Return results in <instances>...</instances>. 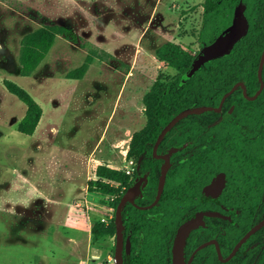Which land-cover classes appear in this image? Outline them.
Wrapping results in <instances>:
<instances>
[{
  "label": "rangeland",
  "instance_id": "rangeland-1",
  "mask_svg": "<svg viewBox=\"0 0 264 264\" xmlns=\"http://www.w3.org/2000/svg\"><path fill=\"white\" fill-rule=\"evenodd\" d=\"M203 1L0 0V264H114V236L91 234L92 220L111 221L112 200L88 183L102 165L134 167L128 151L151 118L154 83L177 73L156 50L200 48ZM48 23L69 36L22 76L21 39ZM89 55L85 74L68 77ZM5 79L42 107L31 135L17 129L26 106Z\"/></svg>",
  "mask_w": 264,
  "mask_h": 264
},
{
  "label": "flooded vegetation",
  "instance_id": "flooded-vegetation-1",
  "mask_svg": "<svg viewBox=\"0 0 264 264\" xmlns=\"http://www.w3.org/2000/svg\"><path fill=\"white\" fill-rule=\"evenodd\" d=\"M235 14L214 39L230 27ZM202 48L200 43L197 52ZM257 77L255 89L256 82L237 80L217 103L209 95L210 103L194 106L210 105L219 110L189 114L194 117L185 123L190 122L191 127L183 123L186 126L174 128L184 117L168 131L156 152L162 155L172 147L180 148L170 155L163 191L154 205L148 206L157 196L161 167L167 163L153 154L156 139L151 146L155 161L139 155L130 170L129 185L115 183L119 191L112 207L113 263L117 206L127 188L146 174L141 191L122 208L123 264H264V66L262 88L254 96L261 87L258 68ZM180 81L182 85L185 80ZM238 82L244 86L237 85L220 106L223 95ZM156 165L158 178L152 183V167ZM88 259L80 261L89 264Z\"/></svg>",
  "mask_w": 264,
  "mask_h": 264
},
{
  "label": "trees",
  "instance_id": "trees-1",
  "mask_svg": "<svg viewBox=\"0 0 264 264\" xmlns=\"http://www.w3.org/2000/svg\"><path fill=\"white\" fill-rule=\"evenodd\" d=\"M240 1L245 4V14L249 19V27L245 36L235 43L229 53L206 62L182 85L179 84L180 77L190 68L198 52L183 43L171 41L163 43L157 48V58L177 69V73L174 76L159 77L155 81L153 87L156 93L150 106L151 118L147 127L135 135L128 151L130 157L137 159L139 155L144 154L145 160L155 161L152 157L151 146L161 128L180 110L196 104L210 103L207 102L210 98L209 95H213L217 103L222 93L237 80L256 82L254 89L257 87L258 62L264 46V4L261 3L263 0H204L202 27L198 39L201 47L212 41L217 33L230 24ZM69 33L70 28L67 26L48 23L24 34L18 55L19 73L22 76H29L35 72L52 49L57 38L61 35L69 36ZM91 61L92 57L87 56L83 64L68 72V77L81 78ZM4 85L26 106L25 113L17 126L18 131L23 134H33L42 116L41 105L16 82L5 79ZM192 117L194 115H188L174 128L186 125L191 127L190 122L189 124L185 122ZM165 141L166 138L162 144H165ZM130 172V170L102 165L97 169L95 178L89 181L88 191L109 196L112 200L110 204L113 207L116 205L113 197L119 191L115 183L129 185L132 180ZM158 172L159 166H153L152 183L157 181ZM114 228L113 219L110 222L95 219L92 220L91 234L95 240L101 236L113 234Z\"/></svg>",
  "mask_w": 264,
  "mask_h": 264
},
{
  "label": "water",
  "instance_id": "water-1",
  "mask_svg": "<svg viewBox=\"0 0 264 264\" xmlns=\"http://www.w3.org/2000/svg\"><path fill=\"white\" fill-rule=\"evenodd\" d=\"M244 8H245V5L242 2H240V4L238 5V7L236 9V14L233 18V21H232V24L230 25V27L224 33L220 34L216 39H214L211 43L207 44L206 46H204L202 48V50L198 53V55L193 60V63L191 65V67L189 68V70L182 74L180 83H182L184 80L190 78L206 62L227 54L230 51V49L233 47V45L244 36L246 29L248 27V21H247L246 17L243 15ZM263 66H264V49L262 51L260 61H259V66H258V76H259V79L261 80V87L258 89V91L256 92V94L254 96H256L262 88V83H263L262 82V69H263ZM239 84L244 86V84L242 82H238L235 85H233V87L223 95V97L221 99L220 106L223 103L226 96H228L235 89V87ZM219 109H220V107L216 108V107H213L210 105H197V106L187 107V108H184L181 111H179L176 115H174L162 127L161 131L159 132V134H158V136L154 142L153 154L156 157H163L167 163H164L161 167V174L159 177L157 196H156L154 202H152L148 206L154 205L156 203V201L159 199V197L163 191L164 184H165L166 173H167V170L170 166V161H169L170 155L180 148V147H172L166 153L160 155L156 152V149H157L159 143L162 141V139L165 137V135L168 133V131L171 130V128L178 121H180L182 118L186 117L187 115L193 114V113H201V112L208 111V110H219ZM144 180L145 181L147 180L146 174L143 177H140L139 179H137L131 186H129L127 188V190L125 191V193L121 197V200L117 206L116 214H115V222H116V230H117V247H116V251H115L114 264H123V228H124V224H123L122 208L127 201H132L134 196L141 191V185H142V182ZM144 207H146V206H144ZM177 240H178V238L176 237V239H175V247H176L175 253L177 250Z\"/></svg>",
  "mask_w": 264,
  "mask_h": 264
},
{
  "label": "crops",
  "instance_id": "crops-1",
  "mask_svg": "<svg viewBox=\"0 0 264 264\" xmlns=\"http://www.w3.org/2000/svg\"><path fill=\"white\" fill-rule=\"evenodd\" d=\"M74 230H78V231H80L79 229H74ZM82 230V229H81ZM83 230H85L84 232H86L87 234H89L88 233V229H83ZM87 250H88V245H87Z\"/></svg>",
  "mask_w": 264,
  "mask_h": 264
}]
</instances>
